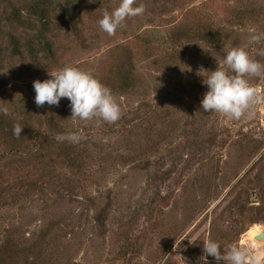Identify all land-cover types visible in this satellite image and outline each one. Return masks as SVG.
<instances>
[{"label": "rangeland", "instance_id": "374dc122", "mask_svg": "<svg viewBox=\"0 0 264 264\" xmlns=\"http://www.w3.org/2000/svg\"><path fill=\"white\" fill-rule=\"evenodd\" d=\"M32 1L0 0V106L13 110L11 101L20 98L39 110L33 81L66 65L91 70L102 83L123 66L134 86L113 92L122 109L114 124L73 121L61 99L67 116L58 134L82 132L89 153L78 173L58 165L64 184L36 171L45 187L22 190L15 200V159L0 161V196L9 201L0 209V241L13 248L8 264H160L165 255V264H204L205 239L223 248L245 241L253 226L264 230V105L239 121L205 112L208 89L197 75L201 66L216 70L227 48H264L249 44L252 34L264 33V0H137L145 12L114 36L97 22L119 0H45L57 64L13 77L21 63L12 59L8 36L23 51L40 45L36 31L11 27L7 16L25 18ZM69 1L74 28L62 19ZM252 83L264 90V77ZM40 143L48 145L44 137ZM207 264L217 261L208 256Z\"/></svg>", "mask_w": 264, "mask_h": 264}, {"label": "clouds", "instance_id": "9594fccd", "mask_svg": "<svg viewBox=\"0 0 264 264\" xmlns=\"http://www.w3.org/2000/svg\"><path fill=\"white\" fill-rule=\"evenodd\" d=\"M145 5L137 0H119L113 10L104 9L102 18L98 20L101 31L114 36L118 29L125 26V21L143 15ZM264 42V33L252 34L249 44L260 45ZM264 57V48L250 52L245 47L233 46L225 49L222 63L216 70L208 71L201 66L197 75L202 76V83L207 91L201 100V108L208 113H216L228 120L239 121L251 119L256 114V108L264 105V90L252 83V78L264 77V62L256 56ZM49 79L33 81L35 104L42 107L59 106L62 98L70 101L73 121H103L108 124L118 122L122 117V109L118 98L112 90L103 84L91 70L78 66L66 65L62 68L48 71ZM0 113L10 115L9 108L0 106ZM23 127L13 125V135L19 139ZM85 137L82 132L57 134L58 142L68 141L79 144ZM203 242L201 257L207 264V257L215 258L217 264H264V230L256 232L250 239L243 242H233L223 246L211 237ZM167 256L160 261L165 264Z\"/></svg>", "mask_w": 264, "mask_h": 264}, {"label": "trees", "instance_id": "16d2710c", "mask_svg": "<svg viewBox=\"0 0 264 264\" xmlns=\"http://www.w3.org/2000/svg\"><path fill=\"white\" fill-rule=\"evenodd\" d=\"M72 5L70 1L65 3L62 10V19H65L74 28L76 25ZM27 8L25 18L22 12H11L7 16V22L11 27L14 28L16 26L36 31L35 38L39 41L40 45L38 49L27 45L23 51L21 41L14 34L8 36L12 59L21 63V68L19 70L12 69L11 75L19 78L25 72L40 68L45 63H48L47 65L50 63L52 68L57 64L52 43L47 38L50 4L48 3L47 5L45 0H33ZM1 25L2 23L0 22V39L2 35ZM127 55L130 56L131 53ZM125 61H128V59L125 58L124 63ZM3 62H5V55L0 46V68H2ZM124 63L121 65H124ZM120 70V73L114 75L112 80L103 84L108 86L115 94L122 95L126 94L134 86V75H132L133 72L127 73L123 66ZM19 99L11 101L15 108L13 110L9 108L10 115L5 116L3 113H0V161L14 158L16 162L15 167H17L14 171L19 175L18 178H20L18 181L20 184L17 189L18 192L11 196L15 200L22 190L31 192L45 187V184L42 182L43 179L40 177H38V180L35 179L37 177L36 171L44 172L49 180L53 182L64 184L63 180L65 177L58 173V165L67 167L72 172L76 171L78 173L87 167L86 160L89 157V153L85 150L82 140L79 144H72L70 142L61 144V142L55 139L56 135L61 132L60 128L67 116L64 112L65 108H62L61 104L59 106H46L44 109L39 107V110H42L39 111L37 109L35 111L36 108L26 105L22 106V101ZM67 100V98H63L62 102L64 101V105L68 104L69 107L66 108L71 110L70 103ZM16 123H19L23 127L19 139L13 135V125ZM42 137L48 143L47 146L40 143ZM262 198L263 206L259 209L264 208V195ZM7 206H9V201L1 199L0 196V209H4ZM12 249V246L6 248L4 241H0V264H8Z\"/></svg>", "mask_w": 264, "mask_h": 264}, {"label": "bare ground", "instance_id": "6f19581e", "mask_svg": "<svg viewBox=\"0 0 264 264\" xmlns=\"http://www.w3.org/2000/svg\"><path fill=\"white\" fill-rule=\"evenodd\" d=\"M262 228H263L262 226L260 227V226H258V225L253 226V227L248 231L247 236H246V238H245V241L248 240V239H250V238H251L256 232L261 231Z\"/></svg>", "mask_w": 264, "mask_h": 264}]
</instances>
